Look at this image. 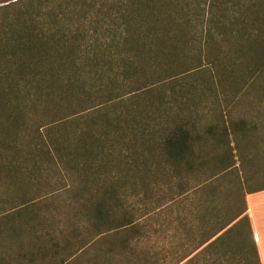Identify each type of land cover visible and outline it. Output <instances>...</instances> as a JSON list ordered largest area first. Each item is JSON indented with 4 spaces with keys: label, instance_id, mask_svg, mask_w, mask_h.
<instances>
[{
    "label": "trees",
    "instance_id": "obj_1",
    "mask_svg": "<svg viewBox=\"0 0 264 264\" xmlns=\"http://www.w3.org/2000/svg\"><path fill=\"white\" fill-rule=\"evenodd\" d=\"M19 2L5 7L4 14ZM96 2L85 0L91 9L75 22L76 31L68 32L60 15H54L52 27L37 28L23 19L0 34V190L38 186L34 179H45L48 188L56 176L61 181L51 193L72 187L75 215L86 216L93 235L100 236L133 225L128 216L116 217L120 173L148 176L154 160L167 173L169 167L177 175L196 172L207 162L195 139L206 134L227 139L228 128L217 133L212 126L197 133L190 127L197 112L188 113L186 98L201 92L197 80L203 73L204 78L211 75L206 76L204 64L182 70V56L187 48H198L201 63L206 51L210 64L221 70L223 48L238 41L246 21L233 13V0L214 1L196 9L194 17L182 14L180 0H101L99 8ZM17 14L21 19L23 13ZM221 162L218 175H231L237 166L234 160ZM29 195L13 213H0V223L16 232L15 224L39 221L35 207L42 206L36 204L40 197ZM219 213L210 200L202 221L218 229L202 235L195 249L174 264H192L205 250L227 249L235 236L244 240L245 264H262L248 217L235 222L243 212L227 219ZM243 222L247 229L239 230Z\"/></svg>",
    "mask_w": 264,
    "mask_h": 264
},
{
    "label": "rangeland",
    "instance_id": "obj_2",
    "mask_svg": "<svg viewBox=\"0 0 264 264\" xmlns=\"http://www.w3.org/2000/svg\"><path fill=\"white\" fill-rule=\"evenodd\" d=\"M15 1L20 4L4 14L5 7ZM97 1L99 8L101 0ZM214 1L217 0H180L182 14L194 17L196 9L212 6ZM84 3L85 0H0V34H6L11 23L23 19L33 21L37 28L52 27L54 15H60L68 32L76 31L75 22L91 9ZM231 4L235 6L233 13L235 10L245 16L246 26L237 42H228L223 48L220 56L225 66L218 69L221 76H217L218 70L210 64L206 51L202 63L198 60V48L191 46L182 56L185 57L182 70L196 63L204 64L206 76L211 75L204 78L203 73L197 80L201 92L186 98L188 113L197 112L190 127L197 133H205L212 126L217 133L224 128L230 131L223 141L209 134L195 139L197 152L207 164L196 172L177 175L174 167H169L167 173L154 160L153 172L148 176L120 173L116 217L120 221L128 216L133 225L100 236L93 235L95 231L91 230L86 216L75 215L72 187L67 190L59 185L63 189L51 193L53 185L61 181L56 176L48 188L44 187L48 183L45 179H34L38 186L26 185L20 190L10 186L0 190L2 214L20 208L26 193L31 197L36 194L35 198L40 197L36 204L42 205L35 207L41 215L39 221L30 225L15 224L16 232L12 225L0 223V264H174L195 249L202 235L219 227L216 224L217 227L209 230L203 222L211 192L202 193L198 182L212 174L217 179L222 160H234L237 166L227 179L231 177L230 185H222L216 194L225 200L217 205L219 214L227 219L244 210L245 190L264 186V0H233ZM174 9L169 8V16H174ZM18 11L23 13L21 19H17ZM190 82L186 80L187 85ZM168 93L169 104L173 105V90L168 88ZM225 181L224 178L222 182ZM68 185L72 186V180ZM242 229H247L246 222L239 225V230ZM243 241L242 237L235 236L227 242L230 245L227 249H209L198 254L202 247L190 256L198 254L192 264H245L248 252L241 251ZM36 246H44L47 251L40 253Z\"/></svg>",
    "mask_w": 264,
    "mask_h": 264
},
{
    "label": "crops",
    "instance_id": "obj_3",
    "mask_svg": "<svg viewBox=\"0 0 264 264\" xmlns=\"http://www.w3.org/2000/svg\"><path fill=\"white\" fill-rule=\"evenodd\" d=\"M230 175H224L220 174L218 175V180L215 179L212 182H207L201 184L200 190H202V193L211 192V195L209 196L208 201L210 202L213 201L214 204L220 205L223 203L225 200L219 199L216 197V194L222 189V185L229 186L230 184L228 183L231 179L227 181ZM226 179L225 182H222ZM243 184L245 182L244 177L242 176ZM199 190V189H198ZM208 197V196H207ZM244 210L243 214L235 220V222L239 221L241 218L247 216L250 222L251 230L255 238L256 245L258 247L259 255L262 260V263L264 264V186L260 188H253L251 190H245L244 194ZM204 227V226H203ZM208 229L213 227H217L216 224L208 225ZM218 229V228H217ZM216 229V230H217ZM216 230H212L209 233H213ZM222 232L218 233L214 238L219 236Z\"/></svg>",
    "mask_w": 264,
    "mask_h": 264
}]
</instances>
